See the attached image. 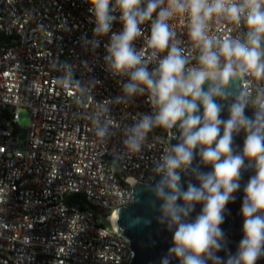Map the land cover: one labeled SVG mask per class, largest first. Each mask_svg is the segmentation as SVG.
Listing matches in <instances>:
<instances>
[{"label":"built area","instance_id":"built-area-1","mask_svg":"<svg viewBox=\"0 0 264 264\" xmlns=\"http://www.w3.org/2000/svg\"><path fill=\"white\" fill-rule=\"evenodd\" d=\"M89 15L86 0H0L9 38L0 46V264H130L114 215L175 139L174 128L155 127L138 152L125 145L127 130L154 109L147 93L125 96L128 77L108 67L109 37H94ZM169 23L186 54L198 56L187 17ZM211 31L243 39L247 28L223 21ZM145 44L135 41L138 50ZM241 85L255 107L264 80Z\"/></svg>","mask_w":264,"mask_h":264},{"label":"clouds","instance_id":"clouds-1","mask_svg":"<svg viewBox=\"0 0 264 264\" xmlns=\"http://www.w3.org/2000/svg\"><path fill=\"white\" fill-rule=\"evenodd\" d=\"M86 3L94 37H109L108 67L128 77L125 96L147 93L154 109L127 130L125 145L138 152L153 128L179 131L174 137L178 142L170 144L156 164L159 178L150 185L157 219L172 230V246L161 264H170L169 256L179 264H257L264 257V91L249 115L248 93L233 92L230 85L248 76L264 80V0ZM178 16L188 19L196 57L186 54L176 40L169 22ZM242 20L247 28L243 39L211 31L213 23L239 25ZM117 22L121 27L113 31ZM142 37L146 44L138 50L135 41ZM99 43L92 41L94 46ZM242 132L243 146L237 151L234 139ZM197 156L209 171L194 164ZM249 167L253 175L243 188L240 207L242 238L233 253L222 225L226 206L235 202L234 193ZM189 170L196 182L185 184L182 173ZM197 205L200 211L192 218Z\"/></svg>","mask_w":264,"mask_h":264},{"label":"water","instance_id":"water-1","mask_svg":"<svg viewBox=\"0 0 264 264\" xmlns=\"http://www.w3.org/2000/svg\"><path fill=\"white\" fill-rule=\"evenodd\" d=\"M233 92L243 91L241 85V79L234 81L230 85ZM255 107H251L248 104V114H252V110ZM227 116V111L223 113ZM176 136L179 135L177 128ZM244 134L243 132L235 137L234 148L239 151L243 146ZM171 144H176L177 139L170 140ZM194 164L201 167L203 171H209L210 166L204 167L199 165V157H196ZM185 184L188 181L196 182L194 176L191 174V170L182 173ZM253 175V171L249 167V170L243 171L240 181L241 188L238 192L234 193L236 199L235 202L229 203L227 211L225 212V222L222 225L224 232L226 233L227 248L231 249L234 253L237 249L238 242L242 238V217L240 215L241 201L244 196L243 188L246 185L249 177ZM157 173H153L149 182L137 183L133 188V200L132 202L119 209L117 216V227L121 235L128 238L130 241V250L133 252L130 264H161V258L168 254L169 247L172 246V230L167 228L166 222L161 223L157 217L160 213L157 210V205L153 203V196L150 191V185L154 183V179H158ZM200 211V206L197 205L195 212L192 214V218ZM136 225L131 227L130 225ZM227 249L224 252H220L219 255L226 254ZM170 264H179V261L174 256H169ZM211 264V261H209ZM257 264H264V257L257 261Z\"/></svg>","mask_w":264,"mask_h":264},{"label":"rangeland","instance_id":"rangeland-1","mask_svg":"<svg viewBox=\"0 0 264 264\" xmlns=\"http://www.w3.org/2000/svg\"><path fill=\"white\" fill-rule=\"evenodd\" d=\"M30 123V114L26 109L21 110V115H20V121H19V126L21 128H27ZM105 226L109 228V223L106 222Z\"/></svg>","mask_w":264,"mask_h":264},{"label":"trees","instance_id":"trees-1","mask_svg":"<svg viewBox=\"0 0 264 264\" xmlns=\"http://www.w3.org/2000/svg\"><path fill=\"white\" fill-rule=\"evenodd\" d=\"M8 40L9 38L6 35L0 33V46L8 43Z\"/></svg>","mask_w":264,"mask_h":264},{"label":"bare ground","instance_id":"bare-ground-1","mask_svg":"<svg viewBox=\"0 0 264 264\" xmlns=\"http://www.w3.org/2000/svg\"><path fill=\"white\" fill-rule=\"evenodd\" d=\"M118 213H119V211H117V212L115 213V215H114V221H115V223L117 222V216H118Z\"/></svg>","mask_w":264,"mask_h":264}]
</instances>
